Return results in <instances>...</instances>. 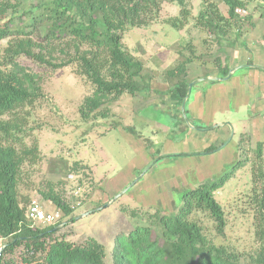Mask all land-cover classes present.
<instances>
[{
  "label": "rangeland",
  "instance_id": "obj_1",
  "mask_svg": "<svg viewBox=\"0 0 264 264\" xmlns=\"http://www.w3.org/2000/svg\"><path fill=\"white\" fill-rule=\"evenodd\" d=\"M212 1L226 16L224 0ZM245 1V9L236 11L238 23L219 37L195 25V16L203 7L201 0H183L190 15L180 29L171 25L180 16L178 0H163L157 14L142 15L148 23L127 27L122 45L142 62L150 90L110 100L86 119L81 117L80 107L95 87L73 65L52 69L25 55L17 58L20 66L37 75L41 93L32 106L16 111L17 116L26 117L17 147L37 149L36 158L22 164L18 193L29 203L37 200L46 210H55L39 193L47 182L53 184L74 216L57 229L59 238L73 243L95 239L104 245L109 262L118 234H127L136 222L147 221L155 213H173L184 189L225 175L223 185L214 191L226 219L223 234L215 233L207 214L196 219L215 244L236 252L242 262L255 256L258 245L249 198L250 168L257 143L264 157V76H242L238 69L223 81L200 80L219 76L218 62L232 69L259 59L263 50L258 46L264 44L262 3ZM42 2L45 0L0 1V26L6 24L11 31L0 39V56L10 39L25 36L44 47L54 61L64 57L61 50L72 52L70 35L46 39L45 23L35 19ZM179 64L185 65L186 80H200L185 103L188 121L200 130L186 122L188 128H184L182 113L178 115L171 105L168 93L175 80L167 72ZM195 102L207 104L203 118L191 115L189 105L192 111ZM226 122L233 129L229 140ZM215 125L218 127L213 128ZM210 143L217 147L205 153L203 149ZM70 216L60 213L49 225H60ZM44 226L48 225H39Z\"/></svg>",
  "mask_w": 264,
  "mask_h": 264
},
{
  "label": "trees",
  "instance_id": "obj_2",
  "mask_svg": "<svg viewBox=\"0 0 264 264\" xmlns=\"http://www.w3.org/2000/svg\"><path fill=\"white\" fill-rule=\"evenodd\" d=\"M162 1L45 0L36 21L45 23L49 41L70 35L72 52L61 50L64 57L54 61L50 54L44 53V47L27 36L10 39L2 49L0 238L4 242L0 264H264V157L260 143L256 145V156L250 168L252 186L249 194L253 206L254 240L258 248L255 256L246 262H242L236 252L215 244L207 236L201 221L196 219L199 214H207L215 233L223 234L226 219L214 198V191L223 185L225 175L184 189L179 196L180 205L173 213H155L148 216L147 221L136 222L127 234H118L114 238L109 262L106 261L104 245L95 239L73 243L57 236L58 231L54 228L58 224L37 227L27 218L29 201L19 195L18 183L22 164L36 158L37 149L23 145L17 147L26 117L17 116L16 111L32 106L41 93L37 75L20 66L17 58L25 55L52 69L73 65L76 73L95 87L93 95L85 98L80 107L81 117L86 119L110 100L150 90L142 62L122 45V33L129 26L146 25L148 21L143 20L142 15L157 14ZM260 1V17L264 20V0ZM201 2L203 7L195 16V25L216 37L238 23L236 11L246 7L245 0H224L227 6L224 16L212 0ZM178 3L180 16L173 18L171 25L180 29L190 14L183 0ZM10 32L6 24L0 26V39L9 36ZM216 69L218 77H225L230 70L220 62ZM185 73L184 64L167 72L168 77L175 80L168 95L178 115H181L180 106L189 83ZM6 115L9 116L6 120L1 119ZM180 121L184 128H188L182 116ZM216 147L210 143L203 151L211 152ZM39 193L63 215L70 216L72 209L51 182H47ZM137 218L141 220L140 216ZM70 220L73 221L74 216H70Z\"/></svg>",
  "mask_w": 264,
  "mask_h": 264
},
{
  "label": "crops",
  "instance_id": "obj_3",
  "mask_svg": "<svg viewBox=\"0 0 264 264\" xmlns=\"http://www.w3.org/2000/svg\"><path fill=\"white\" fill-rule=\"evenodd\" d=\"M263 30H264V27H263ZM258 47L260 50H263L261 55H258L259 59L253 63L243 62L238 67H234V68L230 69V71H232V74L234 72H236L238 69H241L243 71L242 76H264V44H262V46H261V44H259ZM208 81H214V80H208ZM217 89H219V88H216V89L214 88L213 90L217 91ZM210 93L215 94V92H210ZM209 101H210V99H209ZM190 105H189V110H190V113L193 116V118H198V117L203 118L204 106L206 108L207 104H200V106H198L199 104L197 102L192 103V111L190 109ZM195 105H196V107H195ZM216 106H218V103H216ZM196 109H199V110L196 112ZM215 110H216V108H215Z\"/></svg>",
  "mask_w": 264,
  "mask_h": 264
},
{
  "label": "built area",
  "instance_id": "obj_4",
  "mask_svg": "<svg viewBox=\"0 0 264 264\" xmlns=\"http://www.w3.org/2000/svg\"><path fill=\"white\" fill-rule=\"evenodd\" d=\"M58 209L48 211L46 210L45 204L37 200H33L28 204L26 214L29 221H31L34 226L39 227V225H49L55 222L60 215ZM3 245L1 244L0 238V250Z\"/></svg>",
  "mask_w": 264,
  "mask_h": 264
},
{
  "label": "water",
  "instance_id": "obj_5",
  "mask_svg": "<svg viewBox=\"0 0 264 264\" xmlns=\"http://www.w3.org/2000/svg\"><path fill=\"white\" fill-rule=\"evenodd\" d=\"M231 74H232V71H229V73H228L227 76H225V77H218V76L210 77V76H206V77H203V78L200 79V80H204V81H206V80L223 81V80L228 79V78L231 76ZM200 80H192V81H190V82L188 83L186 95H185V97L183 98V100H182V102H181V106H180V108H181V113H182V115H183L184 121L186 122V124H187L190 128H192V129H194V130H200V129H199L198 127H196V126L191 125L190 122L188 121L187 116H186V113H185V103H186V101H187V99H188V97H189V95H190V92H191V89H192L193 85L196 84V83H197L198 81H200ZM225 124L228 125V127H229V136H228V140H229V139L232 137L233 129H232V127H231V125H230L229 123L226 122ZM225 124H220V125H225ZM220 125H219V126H220ZM215 127H218V126L215 125L213 128H215ZM107 205H108V204H107ZM84 215H85V214H82V215H79L78 217H82V216H84ZM71 221H72V220H68V221H66V222H64V223H62V224L56 226L54 229H55V230H56V229H59V228L63 227L64 225H66L68 222H71ZM0 251H1V250H0Z\"/></svg>",
  "mask_w": 264,
  "mask_h": 264
}]
</instances>
